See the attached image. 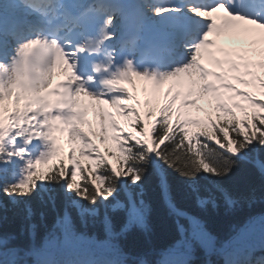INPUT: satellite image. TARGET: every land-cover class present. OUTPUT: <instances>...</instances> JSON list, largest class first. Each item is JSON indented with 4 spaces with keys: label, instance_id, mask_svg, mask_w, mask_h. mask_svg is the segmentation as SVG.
<instances>
[{
    "label": "snow or ice",
    "instance_id": "1",
    "mask_svg": "<svg viewBox=\"0 0 264 264\" xmlns=\"http://www.w3.org/2000/svg\"><path fill=\"white\" fill-rule=\"evenodd\" d=\"M221 33L264 43V0L0 2V229L8 212L23 221L52 212L60 230L39 248L19 244L14 231L0 230V264H56L47 258L49 248L83 241L119 254L116 241L145 225L144 186L150 178L159 177L165 202L178 212L166 168L185 178L186 188L177 195L202 207L264 193V99L201 62L202 50L217 43L210 37ZM259 51L264 56V48ZM235 54L242 65L215 64L227 63L234 73L242 66L243 76L233 79L247 85L252 81L243 77H252L264 88V79L252 71L264 68V59L257 64L247 53ZM58 68L64 79L56 83ZM137 81L152 97L143 100L144 113L134 92ZM165 85L169 99L153 107ZM197 97L214 102V113L203 120L184 111L198 106ZM237 97L253 109L242 118L233 111L242 108ZM90 107L99 117V143L83 130ZM57 132L67 134L66 153ZM109 133L115 150H102ZM40 165L50 167L41 171ZM73 210L85 228L99 222L104 239L78 232ZM35 227L29 225L33 238ZM197 238L206 242L202 233ZM192 251L188 244L183 259L162 264H191ZM255 264H264V258Z\"/></svg>",
    "mask_w": 264,
    "mask_h": 264
},
{
    "label": "trees",
    "instance_id": "2",
    "mask_svg": "<svg viewBox=\"0 0 264 264\" xmlns=\"http://www.w3.org/2000/svg\"><path fill=\"white\" fill-rule=\"evenodd\" d=\"M260 92L264 97V88ZM161 105H157L154 101L152 106ZM252 110L249 102L242 108L233 109L241 118L245 111ZM214 111L215 109L207 113H214ZM105 147L115 150L113 141H108ZM38 167L41 171H47L50 165ZM165 174L178 212L170 209L165 202L159 187V177L150 178L144 186V199L149 206L145 225L133 227L116 241L120 249L119 254L88 241L72 247L57 245L48 250H53L62 264L70 255L76 256L77 249L81 253L100 251L103 256L99 264L124 259L128 260L129 264L132 261H135V264H139L140 261L144 264H162L165 259H170V249L176 247L185 250L188 244H191L193 249L191 264H228L230 252L236 244L243 247L237 264H248L249 261L255 264L259 255L264 254V193H258L255 199L250 201L238 198L237 202L229 204L223 199H217L214 205L207 204L202 207L195 199L177 195L186 188L184 177L171 168H166ZM210 180L211 177H209ZM71 214L78 232H83L89 237L104 239L99 222L94 225L89 224L85 228L79 221L78 213L73 210ZM7 215L8 223L0 230L16 232L17 242L23 246L34 243L39 248L49 233L58 234L60 231L56 227V217L52 212L46 213L43 218L37 214L31 221L13 218L11 212ZM114 215L117 219L122 217L119 213ZM30 224L36 226L34 238L29 233ZM21 228H23L22 235ZM201 233L206 237L205 243H201L197 238Z\"/></svg>",
    "mask_w": 264,
    "mask_h": 264
},
{
    "label": "rangeland",
    "instance_id": "3",
    "mask_svg": "<svg viewBox=\"0 0 264 264\" xmlns=\"http://www.w3.org/2000/svg\"><path fill=\"white\" fill-rule=\"evenodd\" d=\"M142 88H143V84L141 82L139 83L137 81L135 94L138 95V96H140V95L142 96ZM197 99H200V98L197 97ZM89 103H91V102H89ZM110 110H112L114 112L113 109L108 108V111H110ZM115 118L119 122V118L120 117H115ZM86 120H87V122L83 125V130L85 132H87L90 136H94L95 138L99 139V136L101 134L100 127H99V117L93 111L91 114L88 115V117L86 118ZM94 133H95V135H93ZM66 137H67V134H66ZM59 140H60V138H59ZM101 147H103V145ZM84 159L87 160L86 157Z\"/></svg>",
    "mask_w": 264,
    "mask_h": 264
}]
</instances>
